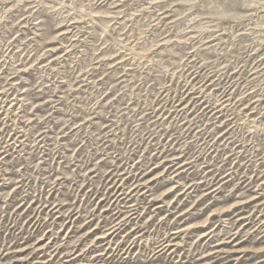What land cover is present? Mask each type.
<instances>
[{"label": "rangeland", "instance_id": "374dc122", "mask_svg": "<svg viewBox=\"0 0 264 264\" xmlns=\"http://www.w3.org/2000/svg\"><path fill=\"white\" fill-rule=\"evenodd\" d=\"M247 4L0 0V264H264Z\"/></svg>", "mask_w": 264, "mask_h": 264}, {"label": "snow or ice", "instance_id": "6c2138e0", "mask_svg": "<svg viewBox=\"0 0 264 264\" xmlns=\"http://www.w3.org/2000/svg\"><path fill=\"white\" fill-rule=\"evenodd\" d=\"M261 2L264 3V0ZM219 3L227 10H239L249 6L247 0H219Z\"/></svg>", "mask_w": 264, "mask_h": 264}, {"label": "bare ground", "instance_id": "6f19581e", "mask_svg": "<svg viewBox=\"0 0 264 264\" xmlns=\"http://www.w3.org/2000/svg\"><path fill=\"white\" fill-rule=\"evenodd\" d=\"M230 238V237H229ZM228 240V239H227ZM216 262H218V261H216Z\"/></svg>", "mask_w": 264, "mask_h": 264}]
</instances>
